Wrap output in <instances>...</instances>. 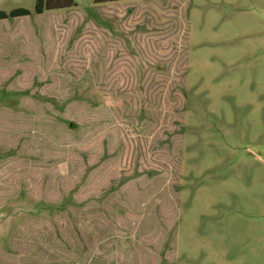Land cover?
<instances>
[{
	"label": "rangeland",
	"instance_id": "rangeland-1",
	"mask_svg": "<svg viewBox=\"0 0 264 264\" xmlns=\"http://www.w3.org/2000/svg\"><path fill=\"white\" fill-rule=\"evenodd\" d=\"M35 2L0 0V264H264V0Z\"/></svg>",
	"mask_w": 264,
	"mask_h": 264
},
{
	"label": "trees",
	"instance_id": "trees-1",
	"mask_svg": "<svg viewBox=\"0 0 264 264\" xmlns=\"http://www.w3.org/2000/svg\"><path fill=\"white\" fill-rule=\"evenodd\" d=\"M96 3H105V2H115L121 0H92ZM75 5L74 0H36L33 13L40 14L44 10H53L63 7H69ZM30 10L25 7H14L9 11L1 10L0 9V19L7 18V17H18L30 14Z\"/></svg>",
	"mask_w": 264,
	"mask_h": 264
},
{
	"label": "flooded vegetation",
	"instance_id": "flooded-vegetation-1",
	"mask_svg": "<svg viewBox=\"0 0 264 264\" xmlns=\"http://www.w3.org/2000/svg\"><path fill=\"white\" fill-rule=\"evenodd\" d=\"M261 160V158L260 157H258V161H260Z\"/></svg>",
	"mask_w": 264,
	"mask_h": 264
}]
</instances>
